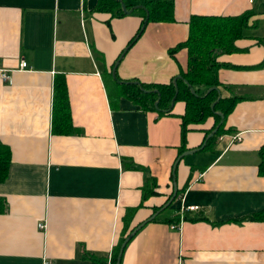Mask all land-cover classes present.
Masks as SVG:
<instances>
[{
	"label": "crops",
	"instance_id": "crops-1",
	"mask_svg": "<svg viewBox=\"0 0 264 264\" xmlns=\"http://www.w3.org/2000/svg\"><path fill=\"white\" fill-rule=\"evenodd\" d=\"M169 1L173 21L147 22L127 46L141 22L135 10L113 17L97 0H0V76L10 78H0V144L10 152L0 264H110L118 238L158 210L173 185L175 200L135 233L119 264H264V0ZM245 13L240 51L217 58L220 97L235 100L210 146L200 148L209 117L186 126L181 148V102L162 115L121 96L109 102L104 78L124 49L120 82L164 85L185 70V50L168 49L186 39L190 17ZM56 82L67 126L54 117ZM149 179L154 193L145 195ZM180 204L198 210L170 230ZM247 216L254 221L238 222Z\"/></svg>",
	"mask_w": 264,
	"mask_h": 264
},
{
	"label": "trees",
	"instance_id": "trees-1",
	"mask_svg": "<svg viewBox=\"0 0 264 264\" xmlns=\"http://www.w3.org/2000/svg\"><path fill=\"white\" fill-rule=\"evenodd\" d=\"M135 1V0H133ZM131 6V5H130ZM127 5L126 7H130ZM97 10L110 13L113 17L122 15L119 6L113 0H97ZM145 12L141 9L133 11L139 14L141 22L139 28L132 39L128 42L129 46L141 33V27L147 22H172V2L169 0H143ZM128 9V8H127ZM245 13L234 17H215V16H192L187 22L186 39L168 49V54L173 55L179 50L186 52V67L181 72V79L176 81L174 88L171 81L164 85H143L139 86L146 91L143 93L138 86L127 84L128 82H120L116 77L111 79L107 74L104 78L107 89V97L110 103H115L116 99L121 96L128 98L133 104L137 105L141 110H154L159 115L169 113L171 101L176 90L175 102H181L184 105L183 115L180 117L181 123V148L184 144V133L186 126L189 124H201L207 118L213 119V131L220 119L214 115L218 112L224 117L231 109L234 98H221L219 88L220 83L217 79V72L224 67L217 62V58L221 55L231 54L240 51L234 45L235 41L241 38L242 30L247 26V20L250 16ZM145 17L147 21L144 24ZM185 81L194 91L195 95H191L188 87L183 83ZM54 117L58 118L61 125H68V111L66 102V93L62 84H54ZM210 88H216L217 91H206ZM156 90L157 94L152 91ZM157 101L156 109L153 103ZM213 104V108L210 106ZM223 120V119H222ZM211 131L206 133L207 136ZM222 133V122L216 129L214 135L209 138L204 147L210 146L212 142ZM205 139V138H204ZM261 163L258 167L260 175L264 176V147L260 151ZM10 161V152L7 147L0 144V183L4 181L7 175V168ZM154 181L149 179L142 186V193L150 195L154 193ZM131 209L122 218L123 223L130 217ZM254 221V217L247 216L238 220V222ZM177 222V218H176ZM126 236V235H125ZM124 235L118 238L117 244L111 252L110 264H115L118 247L122 242Z\"/></svg>",
	"mask_w": 264,
	"mask_h": 264
},
{
	"label": "water",
	"instance_id": "water-1",
	"mask_svg": "<svg viewBox=\"0 0 264 264\" xmlns=\"http://www.w3.org/2000/svg\"><path fill=\"white\" fill-rule=\"evenodd\" d=\"M113 1H114L115 3L118 4L121 13L124 14V15H127V14H129V12H130L131 10H136V9H141V10H143V11L145 12V9H144L143 6H139V5H137V6H133L131 9H127V8H126V5H125L124 2H123V0H113ZM145 15L147 16V13H146V12H145ZM146 21H147V17H145L144 24L146 23ZM143 28H144V25L141 27L140 32L143 30ZM125 50H126V49H124V50L120 53V55L117 57L115 63L113 64V66H112V68H111V72H110V74H111V76H112V79H115V74H114V73H115V67H116L117 63L119 62V60L121 59L122 55L124 54ZM179 79H181V77H180V76H176V77H174V78L171 80V84H172V86H173L174 88L176 87V81L179 80ZM183 83L188 87L190 94H191V95H195L193 89H192V88H191V87H190L185 81H183ZM127 84L134 85V86H138L141 92L146 93V91H144V90L139 86L140 84H139L138 82H136V81L128 82ZM210 91H217V89H216V88H210V89H208V90L206 91V94L209 93ZM152 92L155 93V94H157V91H156V90H153ZM217 92H218V91H217ZM175 94H176V90H175V92H174V96H173V98H172V101H171L172 103H171V105L173 104V101H174V98H175ZM156 106H157V101H155V102L153 103V107H154L155 109H156ZM212 108H213V104L210 106V109H212ZM214 115H216V116L220 119V121H219L217 127H216L213 131H211V132L205 137V139L203 140V143L201 144V147H200L201 149L204 147L206 141L214 135V133L216 132V129L219 127V125L221 124V121H222V119H223V116L221 115V113L216 112V113H214ZM189 152H190V151H188V152H183L182 154H180V155L176 158V160H175V162H174V164H173L172 170L175 168V166H176V164L178 163V161H179L181 158H183L185 155H188ZM191 152H193V151H191ZM175 198H176V188H175V186L173 185V187H172V193H171V195L169 196V198L166 200V202H165L160 208H158V210H156V211H155L150 217H148L146 220H144L143 222H141L140 224H138L136 227H134L133 229H131V230L127 233V235L123 238L122 242L120 243V245H119V247H118V251H117V255H116V259H115V264H119V261H120V257H121V254H122L123 248H124L125 245L128 243V241H129V240L135 235V233L138 232V231H139V230H140V229H141L146 223L152 221V220L155 218L156 215H158L160 212H162L163 210H165L166 208H168V207L171 205V203L175 200Z\"/></svg>",
	"mask_w": 264,
	"mask_h": 264
},
{
	"label": "built area",
	"instance_id": "built-area-1",
	"mask_svg": "<svg viewBox=\"0 0 264 264\" xmlns=\"http://www.w3.org/2000/svg\"><path fill=\"white\" fill-rule=\"evenodd\" d=\"M252 1L253 0H249V3H251ZM25 68H26L25 63L24 62H20L19 65H18V69L24 70ZM0 78H1V80L3 82L9 83V81H10V78L5 73L1 74ZM239 141H240V134L232 135L229 138L228 144L231 145V144H234V143L239 142ZM197 210L198 209H197L196 206H184L183 204H180V206L177 209L176 216H175L177 218V222H176V224H172L169 227V229L170 230H175V231H180L181 226H182V222L184 221L185 213L194 212V211H197ZM36 228L39 231H43L45 226L43 224L39 223V224H37Z\"/></svg>",
	"mask_w": 264,
	"mask_h": 264
},
{
	"label": "rangeland",
	"instance_id": "rangeland-1",
	"mask_svg": "<svg viewBox=\"0 0 264 264\" xmlns=\"http://www.w3.org/2000/svg\"><path fill=\"white\" fill-rule=\"evenodd\" d=\"M248 15H249V14H248ZM249 17H250V16H249ZM249 17H248V18H249ZM246 20H247V23H248L251 19H250V20H249V19H246ZM175 224H176V223H175Z\"/></svg>",
	"mask_w": 264,
	"mask_h": 264
}]
</instances>
